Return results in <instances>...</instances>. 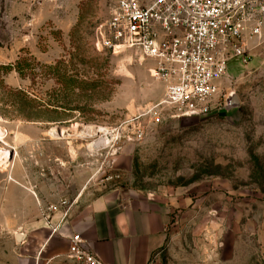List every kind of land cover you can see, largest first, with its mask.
<instances>
[{
  "label": "rangeland",
  "instance_id": "rangeland-1",
  "mask_svg": "<svg viewBox=\"0 0 264 264\" xmlns=\"http://www.w3.org/2000/svg\"><path fill=\"white\" fill-rule=\"evenodd\" d=\"M109 13L110 0H0V195L17 165L60 210L113 190L151 197L170 206L154 264H264V30L247 65L229 63L219 110L166 111L115 153V132L165 88L140 56L100 48Z\"/></svg>",
  "mask_w": 264,
  "mask_h": 264
},
{
  "label": "built area",
  "instance_id": "built-area-1",
  "mask_svg": "<svg viewBox=\"0 0 264 264\" xmlns=\"http://www.w3.org/2000/svg\"><path fill=\"white\" fill-rule=\"evenodd\" d=\"M263 27L264 0H110L109 18L99 30L100 48L113 55L140 56L165 88L162 101L115 132L114 152L123 138L143 142L149 133L143 122L160 123L166 111L174 118H198L219 110L221 80L229 63H249L248 41L259 37ZM68 256L75 264H106L85 249L78 234L70 237Z\"/></svg>",
  "mask_w": 264,
  "mask_h": 264
},
{
  "label": "crops",
  "instance_id": "crops-1",
  "mask_svg": "<svg viewBox=\"0 0 264 264\" xmlns=\"http://www.w3.org/2000/svg\"><path fill=\"white\" fill-rule=\"evenodd\" d=\"M257 38L249 39V47ZM15 167L0 195V264H75L68 256L74 234L106 264H150L165 245L168 204L113 190L64 218L65 210L50 212L40 192L15 179ZM17 234L24 236L21 241Z\"/></svg>",
  "mask_w": 264,
  "mask_h": 264
},
{
  "label": "water",
  "instance_id": "water-1",
  "mask_svg": "<svg viewBox=\"0 0 264 264\" xmlns=\"http://www.w3.org/2000/svg\"><path fill=\"white\" fill-rule=\"evenodd\" d=\"M238 105V101L236 99L235 96H231V98L229 99V102H228V108L230 106H237ZM23 235L22 234H17V240L18 241H21L23 239Z\"/></svg>",
  "mask_w": 264,
  "mask_h": 264
},
{
  "label": "bare ground",
  "instance_id": "bare-ground-1",
  "mask_svg": "<svg viewBox=\"0 0 264 264\" xmlns=\"http://www.w3.org/2000/svg\"><path fill=\"white\" fill-rule=\"evenodd\" d=\"M52 133H54V132H52ZM15 155H16V158L19 157V153H18L17 151H16ZM4 158H5V156L3 157V154H0V161L3 160ZM16 162H17V161H16ZM15 164H17V163H15ZM32 191L34 192L33 189H32Z\"/></svg>",
  "mask_w": 264,
  "mask_h": 264
}]
</instances>
